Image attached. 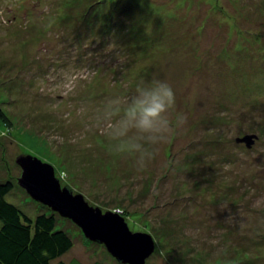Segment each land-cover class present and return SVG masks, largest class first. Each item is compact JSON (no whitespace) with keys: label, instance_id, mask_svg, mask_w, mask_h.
I'll return each instance as SVG.
<instances>
[{"label":"rangeland","instance_id":"rangeland-1","mask_svg":"<svg viewBox=\"0 0 264 264\" xmlns=\"http://www.w3.org/2000/svg\"><path fill=\"white\" fill-rule=\"evenodd\" d=\"M153 79L175 90L173 130L138 141L140 165L104 126ZM0 111V184L30 217L20 155L151 235L146 264H264V0H0ZM58 218L74 248L52 264L118 263Z\"/></svg>","mask_w":264,"mask_h":264},{"label":"water","instance_id":"water-1","mask_svg":"<svg viewBox=\"0 0 264 264\" xmlns=\"http://www.w3.org/2000/svg\"><path fill=\"white\" fill-rule=\"evenodd\" d=\"M257 139V135H247L237 138L236 142L252 148ZM16 163L22 170L18 185L31 199L71 220L85 238L104 245L119 263L146 264L155 253L156 243L151 235L132 232L119 213H103L100 208L91 206L83 195L62 188L52 165L31 155H20Z\"/></svg>","mask_w":264,"mask_h":264},{"label":"trees","instance_id":"trees-1","mask_svg":"<svg viewBox=\"0 0 264 264\" xmlns=\"http://www.w3.org/2000/svg\"><path fill=\"white\" fill-rule=\"evenodd\" d=\"M0 121H8L2 111ZM13 189L10 181L0 184V264H52L64 257L74 240L59 227L58 214L44 206V212L30 217L6 200Z\"/></svg>","mask_w":264,"mask_h":264},{"label":"clouds","instance_id":"clouds-1","mask_svg":"<svg viewBox=\"0 0 264 264\" xmlns=\"http://www.w3.org/2000/svg\"><path fill=\"white\" fill-rule=\"evenodd\" d=\"M176 106V93L171 84L164 80L153 79L142 83L135 90V95L122 108V115L115 123L111 116L119 114L121 108L110 113L104 129L109 139L114 142V148L119 153H138L137 163L144 165L150 158L146 155L144 146L138 141L151 145H159L167 141L173 130L170 119ZM184 117L177 116V126L184 122ZM135 130L137 135H130Z\"/></svg>","mask_w":264,"mask_h":264}]
</instances>
